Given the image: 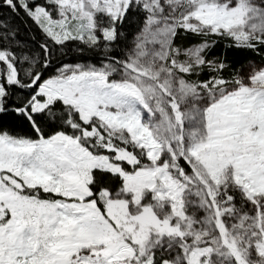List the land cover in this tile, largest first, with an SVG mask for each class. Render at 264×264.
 <instances>
[{
	"label": "snow or ice",
	"instance_id": "snow-or-ice-1",
	"mask_svg": "<svg viewBox=\"0 0 264 264\" xmlns=\"http://www.w3.org/2000/svg\"><path fill=\"white\" fill-rule=\"evenodd\" d=\"M0 264H264V0H0Z\"/></svg>",
	"mask_w": 264,
	"mask_h": 264
}]
</instances>
